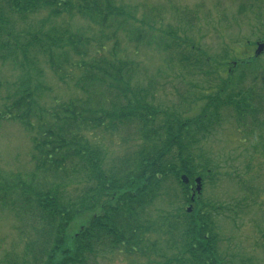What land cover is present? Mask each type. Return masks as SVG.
Masks as SVG:
<instances>
[{
    "label": "trees",
    "instance_id": "16d2710c",
    "mask_svg": "<svg viewBox=\"0 0 264 264\" xmlns=\"http://www.w3.org/2000/svg\"><path fill=\"white\" fill-rule=\"evenodd\" d=\"M43 11L48 12V19L80 16L89 22L92 31L74 33L64 28L30 33L31 38L24 46L18 43L12 46L1 40L20 38L11 29L10 17L27 19ZM130 16L131 12L114 5L112 0H0V61L12 58L23 69L28 66L37 69L34 62L37 58L31 57L42 56L63 83L71 79L72 73L80 71L82 75L74 85L85 95L67 101L54 99L50 103L46 100L48 87L42 83L33 86L24 80L6 97L0 120L15 122L30 134L34 171L25 177L0 176V206L9 209L26 230L21 232L25 240L21 255L0 264H91L92 256L102 249L110 252L123 249L129 255L138 251L145 255L142 245L154 227L144 218L145 210L164 195L169 180L183 188L184 202L190 203L189 186L182 184L180 178L187 175L192 185L195 178L201 177L194 170L190 149L221 124L223 112L232 111L240 126L259 123L258 128L264 129V122L260 124L264 99L258 87L240 86L245 71L238 75L237 82H222L220 91L214 93L212 87H207L202 96L206 100L203 110L189 120L166 114L152 104L149 92L154 85L135 89L142 69L131 57L141 48L152 46L154 37L130 24ZM142 19V25L150 29L149 21L163 22L160 11L155 10L144 13ZM119 33H124L127 39L125 50L116 38ZM172 37L175 39L176 35ZM162 44L156 47L160 51H175V62L188 75L206 74L207 78L214 75L208 58L199 53L193 56L187 50L180 53L187 41L183 40L181 46L168 41ZM129 48L133 52L129 53ZM19 55L23 61L18 60ZM73 57L78 60L71 62ZM239 63L242 68L251 64ZM231 85H236V90ZM189 97L181 96L180 100L185 102ZM127 126L136 127L143 143L130 162L119 168L108 167L103 148L96 141L97 134ZM98 207L101 213L93 216L78 233L69 234L77 217ZM213 226L207 207L196 204L190 214L186 210L154 231H161L171 238L174 246L177 243L180 247L173 263L227 264L216 250Z\"/></svg>",
    "mask_w": 264,
    "mask_h": 264
},
{
    "label": "rangeland",
    "instance_id": "374dc122",
    "mask_svg": "<svg viewBox=\"0 0 264 264\" xmlns=\"http://www.w3.org/2000/svg\"><path fill=\"white\" fill-rule=\"evenodd\" d=\"M112 2L131 12L130 24L150 32L149 35L154 37L152 46L141 48L131 59L139 63L142 69L136 79L135 89H147L154 85L152 92H149L153 97L150 99L164 113L186 120L196 117L206 103L202 98L206 88L212 87L214 93L215 90L220 91L222 82H237L241 71L247 74L240 86L258 87L259 94L264 99V53L258 58L254 57L257 44L264 43V0ZM149 10L160 11L163 19L162 23L149 21L152 29L148 25H142V16ZM47 16L48 12L43 11L27 19L10 17L11 29L20 38L2 37L1 40L8 41L12 46L13 43L24 46L27 39L31 38L30 33L41 34L64 28L74 33L91 30L89 22L80 16L64 15L50 19ZM93 30L97 32L94 27ZM169 31L172 33L169 34ZM174 34L175 39L172 37ZM116 38L121 40L122 49L125 50L128 45L124 33H119ZM183 40L187 44L182 49L177 47L181 49L180 53L187 50L193 56L199 53L203 55L202 58H208L213 68L212 77L207 78L208 76H204L206 74L188 75L175 62V51H160L156 47L163 45L162 42L165 41L175 42L177 45L180 43L181 46ZM92 44L98 45L95 42ZM93 50L90 49V52L93 53ZM128 50L129 53L133 52L130 48ZM33 57L37 58L34 61L37 69L32 66L23 69L12 58L7 62L0 61V111H4L6 97L14 93L24 80L32 82L33 86L42 83L48 87L50 93L46 100L50 103L54 99L67 101L85 98L84 93L74 85L82 72L75 71L71 74V79L63 83L49 69L44 57L32 55L31 58ZM18 60L23 61V57L19 55ZM77 60L73 57L71 62ZM86 60L90 58L87 57ZM239 61L251 64L242 68ZM208 79L210 83H206ZM231 87L236 90V85ZM181 96H190L191 99L189 97L188 101L183 102L180 100ZM199 97L203 100L200 101ZM262 104L264 105V100ZM232 115L234 113L226 109L222 114L221 124L206 135L207 138L201 137V141L193 144L190 149L194 158V170L201 173L203 179V189L195 205L206 206L213 218L216 250L225 263L264 264V129L258 128L259 123L240 126ZM261 120L260 124L264 122V116H261ZM139 135L134 126L110 133H98L96 141L103 148L106 165L119 168L124 162H130L143 143ZM31 155L30 134L17 123L0 120V176L20 174L25 177L31 174L34 171ZM182 190L174 180H169L164 187V195L145 210L143 217L154 225L142 245L145 255L138 251L129 255L123 249L112 252L102 249L92 256L91 264H174L172 260L178 257L180 247L177 243L174 246L169 236L161 231H154V228L159 229L158 226L166 224L167 220L180 217L189 207L184 202ZM167 191L168 195L165 194ZM99 213L101 207L77 217L70 226L69 234L78 233ZM178 223L181 230L182 222ZM23 230L24 225L18 218L9 209L0 206V261L21 255L25 247L21 233ZM175 237L179 240V234Z\"/></svg>",
    "mask_w": 264,
    "mask_h": 264
},
{
    "label": "water",
    "instance_id": "95a60500",
    "mask_svg": "<svg viewBox=\"0 0 264 264\" xmlns=\"http://www.w3.org/2000/svg\"><path fill=\"white\" fill-rule=\"evenodd\" d=\"M262 53H264V43H259L258 48H257L256 53H255V56L259 57ZM182 181L185 184L189 183V179L186 176L182 177ZM196 184H197L196 192H197V194H200L201 190H202V180L200 178H198L196 180ZM189 212H191V209H189Z\"/></svg>",
    "mask_w": 264,
    "mask_h": 264
}]
</instances>
